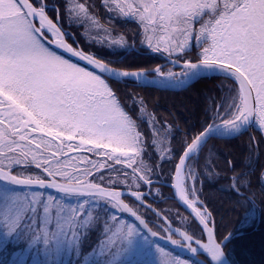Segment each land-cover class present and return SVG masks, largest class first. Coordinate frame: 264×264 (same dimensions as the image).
I'll return each mask as SVG.
<instances>
[{
  "label": "snow or ice",
  "instance_id": "snow-or-ice-1",
  "mask_svg": "<svg viewBox=\"0 0 264 264\" xmlns=\"http://www.w3.org/2000/svg\"><path fill=\"white\" fill-rule=\"evenodd\" d=\"M103 4L117 18L136 23L141 44L172 67H114L74 47L77 41L68 42L62 20L84 28L86 36L102 28L80 0H64L51 16L48 0H0V250L26 245L12 253L11 264H26V254L41 245L45 259L34 264H71L65 256L82 257L83 264H190L161 246L164 240L202 255L199 264H229L224 249L232 234L218 236L197 184L206 173L215 175L213 160L204 156L214 135L233 137L253 125L264 131V0ZM103 32L90 43L126 45L122 35ZM193 49L195 56L189 54ZM208 75H223L233 86L210 98L203 126L190 127L179 146L176 126L161 121L135 93L124 103L110 84L180 87ZM150 147H159L160 166L174 162L169 186L190 210L199 236L173 227L159 212V223L150 226L141 211L152 210L145 201L158 175L157 166L144 161ZM229 170L234 171L230 162ZM258 179L264 182V171ZM229 187L238 203L247 200L248 174L233 176ZM95 233V247L87 245ZM152 255L158 259H141Z\"/></svg>",
  "mask_w": 264,
  "mask_h": 264
},
{
  "label": "trees",
  "instance_id": "trees-1",
  "mask_svg": "<svg viewBox=\"0 0 264 264\" xmlns=\"http://www.w3.org/2000/svg\"><path fill=\"white\" fill-rule=\"evenodd\" d=\"M82 1L89 6V10L103 24L109 23L108 19L112 18V24L109 23L113 27L112 31L121 32L128 39L135 40V46L140 49L138 40H141L139 39L141 36L138 35L140 30L136 23L124 18L121 20L115 18V14L108 12L104 7L103 0ZM63 3L64 0H48L50 16L53 15L52 8ZM61 23L71 34V38H67L70 43L72 39H75L82 49L95 52L99 57H103L106 62L112 61V66L129 67L130 69L151 68L162 60L158 54L143 53L134 49L127 50V47L120 50H110L106 46L102 47L99 44L89 43L80 33L79 27L75 25L70 27L66 19L62 20ZM197 27L199 26L197 25ZM141 47L144 51L146 50L144 46ZM197 52L198 49H193L189 54L195 56ZM110 84L124 103H129V93H135L144 98L148 110L161 121L176 126L180 130L176 141L177 146H179L184 132L192 126H195L197 130L203 126L207 119L206 108L210 98L218 99L223 96L227 89L233 86V81L226 79L223 75H209L198 78L179 90L142 86L132 80L110 81ZM141 130L151 135L148 127L142 125ZM158 155V147L156 149L150 147L145 154L144 161L157 166L158 175L153 179L170 181L174 162L160 166V161L157 159ZM204 156H210L213 160L212 171L215 175L208 176L206 173L201 176L197 184L200 189V199L213 213L218 236L222 238L229 233L232 234L231 240L224 249L227 258L232 264H264V182L258 179L260 173L264 171V132L257 130L256 126L253 125L245 132L231 138L212 137L205 146ZM204 162V157H202L201 168ZM229 162L234 171L229 170ZM238 173L248 174L250 180V188L245 191L248 199L245 200L244 197H240L239 203L229 187L231 178ZM170 194V187L160 182H154L152 194L147 197L145 202L153 205L163 215L167 216L174 225H177L176 220L171 215L174 211L167 209V207L181 210L188 217L189 223L192 224L190 230H197L200 235L197 224L172 198L168 197ZM161 198L163 199L161 200ZM125 199L127 198L125 197ZM252 207L257 211V216L251 223L244 224L247 212ZM141 211L144 212L149 222L150 218H156L147 208L141 209ZM98 236L99 233L93 234L87 241V245L95 247ZM87 245L85 254L91 250ZM17 247L20 245L13 246L10 244L7 251L1 250L0 255L4 254V256L3 258L0 257V264H5L10 252ZM77 259L81 261L82 257H75L74 262Z\"/></svg>",
  "mask_w": 264,
  "mask_h": 264
},
{
  "label": "rangeland",
  "instance_id": "rangeland-1",
  "mask_svg": "<svg viewBox=\"0 0 264 264\" xmlns=\"http://www.w3.org/2000/svg\"><path fill=\"white\" fill-rule=\"evenodd\" d=\"M80 2H83L84 3V1H82V0H80ZM91 12V11H90ZM92 13V12H91ZM115 18H117L116 17V15H115ZM123 17H119V18H117V19H122ZM100 21V20H99ZM108 22L109 23H111L112 24V18H110V19H108ZM67 23H68V21H67ZM109 23H105V24H103L101 21H100V24L102 25V28H99V29H97V28H93V29H91L90 30V34L89 35H85L84 34V28H81V27H79V31H80V33L82 34V36L85 38V40L87 41V42H89L90 43V40L92 39V37L93 36H95L96 35V33L97 32H100V34L101 35H104V32H103V28H108L109 30H110V33H111V35L112 36H123L124 38H125V40H126V45H124V46H119V45H116V46H113V47H109V46H107V45H105L108 49H110V50H120V49H123V48H128V46H130V43H131V39H128V37H126L123 33H121V32H114V31H112V26L109 24ZM115 23V22H114ZM69 27V26H68ZM139 39H141V38H139ZM131 40V41H130ZM138 46H140V51H143V49H142V47L141 46H144L145 47V45H142L141 44V40H138ZM167 68H171V66H166V70H167ZM174 71H175V69H173ZM177 71V70H176ZM180 71V70H179ZM178 72V71H177ZM264 132V131H263ZM158 152H159V154H160V149H159V147H158ZM197 187H198V185H197ZM163 198H161V200H162ZM167 209H171V211H174L171 215H172V218H174L175 220H176V222H177V225L176 226H178V227H180L181 228V230L183 229V230H185L186 228H189V229H191L192 228V224H190L189 223V219H188V217L186 216V215H184V213L180 210H177V209H173V207H167ZM177 213H179V216H183V217H185L186 218V220H187V224H183L181 221H180V219H179V216H177ZM257 216V211L255 210V208L254 207H252L248 212H247V217H246V220H245V222H244V224H249V223H251V221L255 218ZM124 218L125 219H127V220H129L130 222H132L131 221V219L126 215V214H124ZM151 222V223H150ZM150 222H149V224H150V226H153L154 224H156V223H159V220L158 219H153V218H150ZM191 231H193V232H195L196 233V235L197 236H199V234L197 233V230H191ZM162 235H164L163 233H162ZM24 247H26V245L25 244H20V247H17V248H15V250H13L12 252H10V256H9V258H7V260H6V263L5 264H11V262H12V253L14 252V251H17L19 248H24ZM42 247V245L41 246H38L37 248H35V249H33L32 250V252H30V253H27L26 254V257H27V261H26V264H34V260L35 261H39V262H43L44 261V256H43V253L42 252H40L39 251V248H41ZM166 249V248H165ZM166 250H168V249H166ZM1 251V250H0ZM91 251V250H90ZM89 251V252H90ZM88 252V253H89ZM87 253V254H88ZM86 254V255H87ZM174 254V253H173ZM175 255V254H174ZM3 256H4V254H1L0 255V257H2L3 258ZM75 257L76 256H71V257H67V256H65V257H63V260L65 261V262H67V261H71V264H76V261L74 262V260H75ZM93 259V257H91V256H89V260L91 261ZM141 259H147V260H149V261H154V260H156V259H158V257L156 256V255H152V256H150V257H147V258H141ZM189 262H190V264H195L193 261H191V260H188ZM81 264H83V258H82V260H81Z\"/></svg>",
  "mask_w": 264,
  "mask_h": 264
},
{
  "label": "water",
  "instance_id": "water-1",
  "mask_svg": "<svg viewBox=\"0 0 264 264\" xmlns=\"http://www.w3.org/2000/svg\"><path fill=\"white\" fill-rule=\"evenodd\" d=\"M76 47H79L80 48V46L78 45V44H76ZM62 51V50H61ZM65 55H67V54H65ZM165 57V56H164ZM75 59L76 58H73V60L75 61ZM165 59H166V57H165ZM82 65H84V62H80ZM165 63H168L167 62V59H166V61L164 62V63H161V64H159V65H164ZM157 66V65H156ZM155 66V67H156ZM151 69V68H150ZM136 70V69H135ZM192 81H194V80H192ZM192 81H189L188 82V84H190ZM188 84H186V85H183V86H180V87H165V86H161V85H149V86H154V87H158V88H162V89H171V90H178V89H181V88H184V87H186ZM248 129V128H247ZM246 129V130H247ZM245 130H243L242 132H244ZM241 132V133H242ZM240 133V134H241ZM237 135H239V134H237ZM236 136V135H235ZM213 137H216V138H221V137H218V136H213ZM234 137V136H233ZM224 138H231V137H224ZM170 183H171V181L169 182V183H167L168 185H170ZM171 188V187H170ZM171 191H172V198L179 204V206L180 207H182L188 214H189V212H190V210L189 209H187L186 208V206H184L183 204H182V202H180L179 201V199H178V197H176L175 196V194H174V189H172L171 188ZM145 205L147 206L148 204H146L145 203ZM151 209L152 210H154V211H152L154 214L156 213V212H158L154 207H152L151 206ZM160 213V212H159ZM161 214V213H160ZM161 216H163L162 214H161ZM131 218V217H130ZM132 220H133V218H131ZM173 226V225H172ZM173 227H175V226H173ZM159 243H161V244H163V245H165V246H167V247H169V248H171V249H173V250H175V251H177V252H179V253H181V254H183V255H186V256H188V257H190V258H192L193 260H195V261H197L198 263H199V261L201 260L197 255H193V254H191L190 252H187V251H182L180 248H175V247H173L170 243H166L164 240H160L159 241ZM226 258H227V256H226ZM227 260L229 261V259L227 258ZM229 264H232L230 261H229Z\"/></svg>",
  "mask_w": 264,
  "mask_h": 264
}]
</instances>
